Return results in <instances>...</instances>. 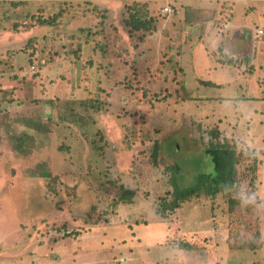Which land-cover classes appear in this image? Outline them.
<instances>
[{"label":"rangeland","instance_id":"374dc122","mask_svg":"<svg viewBox=\"0 0 264 264\" xmlns=\"http://www.w3.org/2000/svg\"><path fill=\"white\" fill-rule=\"evenodd\" d=\"M36 1L0 0V33L25 48L0 74V260L264 264V0L247 1L252 26L220 43L241 44L232 64L209 42L214 22L187 27L182 1L171 14L167 0H115L112 12L98 0ZM221 8L219 25L237 13L223 0L214 16ZM137 10L156 22L135 29ZM45 15L47 40L32 48L14 27ZM224 142L241 152L235 186L159 213L173 180L192 185L211 166L204 149Z\"/></svg>","mask_w":264,"mask_h":264},{"label":"trees","instance_id":"16d2710c","mask_svg":"<svg viewBox=\"0 0 264 264\" xmlns=\"http://www.w3.org/2000/svg\"><path fill=\"white\" fill-rule=\"evenodd\" d=\"M3 1H13V0H3ZM132 4H134L136 7L146 6L145 5L146 3H143L142 1L134 0ZM97 5L98 4L96 3L92 4L93 7ZM208 12H211V14L207 17L206 13ZM214 12L215 10H211V9L195 10L193 8L187 7L185 10V18L189 20L190 23L191 22L195 23L203 20H211L214 17ZM142 16H144V14L140 13L139 10H137L136 12L131 13L130 20L127 21V23L132 24V21L134 20L136 22V25H134L135 29H139V28L149 29L151 27L150 25L152 24V22L153 23L156 22L152 18L142 21ZM190 16L194 17V19L191 20ZM48 22L49 21L47 20V23ZM17 23L19 22L16 21L15 25H17ZM94 32L90 34L91 37H93V34H96L97 31ZM79 36L80 35H78V37ZM227 63L232 64L233 62L229 60ZM203 83H207V82H203ZM181 87H184L183 84H181ZM48 101L52 103V99L51 100L47 99V102ZM67 101L68 99H66V102ZM18 103L20 104L19 99H18ZM252 153H255V151L253 150ZM204 154L211 159L210 162L211 166L206 171L199 170L197 173H195V175L192 176L191 180L188 181V182L192 181L193 183L190 186H187V184L180 185L174 179L173 180L174 187L172 191L173 201L169 202L168 206H164L165 204L161 205V207L158 209L159 213L168 212L167 210L170 211L169 214L175 213L177 209L182 207L184 202L192 198H200L201 196L213 197L217 195L219 192L231 190L235 186L237 182V174H238L236 165L241 160L240 159L241 152H237L236 147L230 145L228 142H224V143L210 144L209 147L204 149ZM175 169L179 170V166L175 167ZM48 176H50L49 172H47V177ZM234 206L235 203L233 205V201H231L229 206L230 210H233Z\"/></svg>","mask_w":264,"mask_h":264},{"label":"crops","instance_id":"0c3cea01","mask_svg":"<svg viewBox=\"0 0 264 264\" xmlns=\"http://www.w3.org/2000/svg\"><path fill=\"white\" fill-rule=\"evenodd\" d=\"M23 1V0H22ZM24 1H29L28 4L30 2H33V4H36L37 1L36 0H24ZM206 1H214V2H208L209 5H205ZM220 1H223V0H185V1H182L180 4H179V7H181V13L183 14V21L187 24V27H191V26H194L195 23H190L189 20H187L185 18V10L187 7L189 8H193L195 10H199V9H211V10H218L219 9V4H220ZM247 1H250V0H231V3H233V6L235 7V10H237L236 8V4L235 2H242L241 3V6H240V9L237 10V13L236 15L233 16L232 19H227L221 23L220 25L219 24H216V19H219L221 18V11H222V8L221 10L217 11V15L214 16L211 20H208V21H212L214 22L212 25H210V35L209 36V39L210 41L209 42H212V44H214V47L216 49H218L219 51H221L222 53H226L225 55L229 54L231 56V58H229L233 63H237L236 59L232 58L233 56L240 58L243 60V56L242 54L239 52L240 51V46L241 44H239L237 47L239 51H235L234 49H232V47L230 48L229 45L233 43L232 39L230 40L229 44L227 43V46L225 45V47L223 48L222 47V44H220L222 41H225L227 40L228 36V31H231V32H235L238 31V30H241L243 29L244 27L248 26H252V21H253V18H252V14L247 11V9L250 7V5L248 3H246ZM252 1V0H251ZM46 3V2H44ZM96 4H101L104 8H106L107 10H109V12H112V4H115V0H98L97 2H95ZM222 3V2H221ZM60 4V3H59ZM166 4V2H164V4L162 6H164ZM243 4V6H242ZM24 5H27V4H19L18 7L20 6H24ZM62 4H60L59 6H61ZM65 6V5H64ZM213 6V7H211ZM47 8V5H43V9H44V12H46ZM213 8V9H212ZM252 8V7H251ZM20 9V8H19ZM67 9H65L66 11ZM179 10V12H180ZM252 10V9H251ZM231 11L233 12V9H231ZM216 13V11H215ZM230 17V16H229ZM39 18H42V17H38ZM43 19V22L41 21H37V25H32L30 26L29 28H24V26H21V27H14V28H18V30H21L20 32H18V34H21L23 32H26L28 34H30L34 39V42L31 44H29V47L32 46V48H34L35 46H38V45H41V39L43 41H46L47 40V29L45 27H47V15H45V17L42 18ZM190 19L193 20L194 17L190 16ZM199 22V21H198ZM181 23V22H180ZM199 24V23H198ZM69 25V23H68ZM196 25V24H195ZM177 26V25H175ZM71 27V26H70ZM258 27V26H257ZM261 27V26H259ZM179 28H182L183 29V25ZM10 28H3L2 30H4L3 32L0 33V56H5V54L7 53L8 57L6 56V58H9L8 61H0V74L2 71H4V68L3 66H6V67H9V66H14V62H15V53L17 51H22V48L23 47V42L24 40H21L19 38L21 37H18L17 39H14L16 38L15 36H13L15 33L13 30H9ZM44 29V30H43ZM1 30V29H0ZM258 30V28H257ZM257 30L256 31V34H257ZM264 30V29H263ZM205 31V30H204ZM16 32V31H15ZM14 33V34H13ZM41 33V35H39ZM17 34V33H16ZM214 36V37H213ZM23 43V44H22ZM39 43V44H38ZM182 42H180V46L179 48L181 47L182 48ZM29 47L27 48V50H29ZM20 49V50H19ZM23 49H25L23 47ZM25 51V50H24ZM43 51V52H42ZM29 51H26L27 54ZM44 52H45V49H40L38 50L37 54H35L37 56V58L41 59L43 56H44ZM181 52L183 53L184 50H181ZM240 54V55H239ZM34 55V53H33ZM182 55H179V59H181ZM11 59V60H10ZM220 61L221 63H227L226 61H224L222 58H220ZM3 75V74H1ZM18 76V74L16 75ZM5 85H11L9 82H7ZM21 98H25V97H21ZM20 98V99H21ZM45 100H43L45 103H47V98H43ZM44 107V106H43ZM24 248V247H23ZM22 248V249H23ZM21 249V250H22ZM19 252V253H18ZM3 249L0 250V258H4L3 256ZM15 255L19 256V257H23L22 256V251L20 250H17L14 252ZM0 264H8L6 261H1L0 260Z\"/></svg>","mask_w":264,"mask_h":264},{"label":"built area","instance_id":"2783aa9c","mask_svg":"<svg viewBox=\"0 0 264 264\" xmlns=\"http://www.w3.org/2000/svg\"><path fill=\"white\" fill-rule=\"evenodd\" d=\"M185 1V0H167L166 4L162 6L161 10L164 14H171L173 12V7L176 6V2ZM264 34V30L262 28H258L257 35ZM34 68V65L32 66Z\"/></svg>","mask_w":264,"mask_h":264}]
</instances>
